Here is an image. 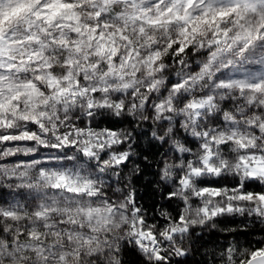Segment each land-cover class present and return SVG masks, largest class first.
Segmentation results:
<instances>
[{
  "label": "snow or ice",
  "instance_id": "obj_1",
  "mask_svg": "<svg viewBox=\"0 0 264 264\" xmlns=\"http://www.w3.org/2000/svg\"><path fill=\"white\" fill-rule=\"evenodd\" d=\"M0 264H264V0H0Z\"/></svg>",
  "mask_w": 264,
  "mask_h": 264
}]
</instances>
